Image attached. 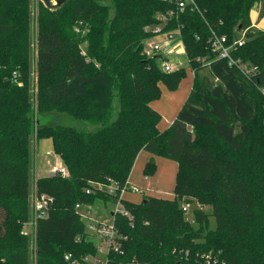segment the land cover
<instances>
[{"label": "trees", "instance_id": "trees-1", "mask_svg": "<svg viewBox=\"0 0 264 264\" xmlns=\"http://www.w3.org/2000/svg\"><path fill=\"white\" fill-rule=\"evenodd\" d=\"M195 2L176 15L170 0H66L53 8L40 0H0V264H31L33 246L35 264H69L67 254L96 253L76 205L116 203L141 151L154 155L147 176L156 171L155 157L178 162L174 196L124 198L133 225L115 215L128 238L125 254L112 257L134 264H264V29L251 17L256 4L264 14V0ZM157 25L182 35L194 71L186 101L164 129L152 102L161 84L176 90L187 71H164L159 55L145 52ZM213 32L229 43L244 33L232 57L257 66L252 76L219 57ZM207 83L222 85L223 93L214 96ZM53 112L97 128L42 124L40 117ZM42 138L52 139L69 175L36 179V192L54 201L32 240L25 230L31 143ZM193 203L189 218L184 206Z\"/></svg>", "mask_w": 264, "mask_h": 264}, {"label": "built area", "instance_id": "built-area-1", "mask_svg": "<svg viewBox=\"0 0 264 264\" xmlns=\"http://www.w3.org/2000/svg\"><path fill=\"white\" fill-rule=\"evenodd\" d=\"M174 2L176 6L175 12L178 15L179 12H183L187 7L191 9L195 8L196 2L195 0H170ZM171 13L174 11L171 10ZM165 19V16L162 17ZM154 32L156 36H163L162 39H156L149 41L146 39L144 43V50L148 55H159L160 64L164 71L170 72L176 69H180L184 67V63L181 59L175 58L174 60L171 58V55L174 54L176 57L180 55H185L187 58L188 64L190 63V59L187 56L185 43L182 38V35L179 32L165 30L163 25H157L154 28ZM244 33L242 36L232 43H229L228 36L226 34H218L213 32V36L211 37V46L212 49L218 53L220 58H227L230 65H237L244 74L248 77L252 76L256 70L257 66L248 64L245 62H241L232 57V50L236 48L238 45L244 43ZM178 38V40H177ZM177 40V42H174ZM201 60V58H198ZM204 60V59H203ZM193 71V70H192ZM194 72V71H193ZM264 90V89H263ZM47 154H51L50 151H47ZM55 157L57 160V165L54 167L50 174H62L63 176L69 175V170L66 165L63 163L61 157L55 153ZM147 177V176H146ZM118 187L116 185H111L108 188L109 194L115 195L117 193ZM128 191H133L136 193H141V189L136 186L130 184L128 181L125 186L120 189L119 198L116 203L112 204L111 218L108 220H101L94 216L92 212V206L90 204H81L78 203L76 205V209L82 218L86 222V231L87 238L89 235H93L99 237L101 240L100 244H95L97 251L96 253H90L83 256L81 259L72 258L71 254H67L65 259L69 264H134L135 260L124 261L122 259H116L114 256H111L113 253L115 256L125 254L124 243L127 240V235H125L120 226L117 224L115 220L116 214L124 215L130 218L131 225L132 223V215L130 210L127 209L123 203L124 195ZM54 198L47 193H37L36 190L31 194V216L30 220L25 224L26 228L30 227L31 232H26L35 237V230L37 222L40 218L46 217L49 213L51 205L53 203ZM184 211H188V206H184ZM80 240L81 237H78Z\"/></svg>", "mask_w": 264, "mask_h": 264}, {"label": "rangeland", "instance_id": "rangeland-1", "mask_svg": "<svg viewBox=\"0 0 264 264\" xmlns=\"http://www.w3.org/2000/svg\"><path fill=\"white\" fill-rule=\"evenodd\" d=\"M38 0H33V3L37 2ZM42 1V0H40ZM54 1V0H53ZM34 5V4H33ZM35 6V5H34ZM35 13H36V8H35ZM34 11H33V17L34 16ZM256 17V21H259V24L264 28V14L261 15H257L255 14ZM263 28H258V29H263ZM239 35L242 36V32L239 33ZM163 36H152L149 39V41L152 40H156V39H162ZM178 40V38H177ZM177 40H175L174 42H177ZM34 41V38H33ZM34 44V42H33ZM83 48L86 47V43H84ZM34 50V49H33ZM35 51H33V60L35 57ZM171 58L174 60L175 58H179L182 60V62L184 63V68H186L187 71V76H185L182 81L179 84V87L176 90H170L165 84H161V88H162V95L160 98L156 99L153 101L152 106L157 109L161 114H163V119L161 123V129L166 128L171 122L167 121L169 120L172 116L176 118V114L178 112V110L180 109V103H182L183 101H185L190 93V84H192L193 81V77H194V72L192 71L191 67L189 66L188 62H187V58L185 55H180V56H175L174 54L171 55ZM33 66V65H32ZM36 83H35V70H33L32 68V75H31V93L35 94L36 93ZM262 93L264 95V90H262ZM115 106H118V99L115 100ZM166 114V115H165ZM54 115V116H53ZM173 118V120L175 119ZM40 120L43 123H47L49 121H52L51 123H57L59 120H61L60 122L66 125H71L74 126L78 129L81 130H95L97 128L96 125H93L91 122H86V121H80L77 120L69 115H59L56 112H53L52 114H46V115H42L40 117ZM170 120V121H173ZM31 149H32V153H31V165H32V178H31V189L32 192L35 191V184H36V179L40 176H46L49 175L52 170L54 169V167L57 165V160L55 157V152H54V145H53V141L50 138H42L41 140H36L34 139L31 143ZM47 151H50L51 154H47ZM169 162H171L172 166V170H167L168 176L171 175V178L174 177L176 175L175 171V164L176 162L174 160H170ZM161 166V165H160ZM146 178V176H145ZM172 180V179H171ZM165 186H169L168 192H163V194H161L162 196H167V197H172L174 195V184L173 187L171 188V183H165L163 182ZM140 187V186H139ZM143 189V188H142ZM130 192V191H129ZM134 196V197H133ZM141 196H143V194L139 193V194H135L131 193V195L129 196L130 199H138L137 197L141 198ZM188 206V211H187V215L189 218L192 217V213H193V208L196 206L195 203L193 204H187ZM208 209V208H207ZM111 211H112V205L111 204H104L101 201L97 202L95 205L92 206V212L94 214V216H96L97 218L101 219V220H108L111 218ZM211 227H215L216 225V220L214 218V216H211ZM27 232H31V228L28 227L26 228ZM32 240L34 239L33 236L28 235ZM89 240H92L95 242V244H100L101 240L99 237L93 236V235H89L88 236ZM33 253L31 254V264H35V259H36V253L34 252V246L32 247Z\"/></svg>", "mask_w": 264, "mask_h": 264}, {"label": "crops", "instance_id": "crops-1", "mask_svg": "<svg viewBox=\"0 0 264 264\" xmlns=\"http://www.w3.org/2000/svg\"><path fill=\"white\" fill-rule=\"evenodd\" d=\"M260 13H261V15H263L262 10H261V6H260V4H256L252 10V13H251L253 26L256 28H263L259 24V21H256V17H255V14L260 15ZM35 40H36V38H35V34H34V42H35ZM32 65H33L32 66L33 70H35V68H36V58L35 57H34V60L32 62ZM192 83H193V81H192ZM190 88H192V84H190ZM190 91H191V89H190ZM185 101L180 103L181 104L180 109H181V107ZM180 109L178 110L176 116L178 115ZM162 116H163V114H162ZM173 118H175V117L172 116L167 121L172 123L173 121H170V120H173ZM161 123H163V122L161 121ZM161 123H160V126H161ZM153 156L154 155L148 151H141L139 153L137 159H136L133 170H132L131 175L129 177L130 184L136 185L138 187L140 186L139 188L141 189V194H143V196H141V198L137 197L138 199H130L129 196L131 195L132 191H130V192L128 191L124 195L125 199L138 202V201L142 200L146 195L162 196L161 194H163V192H168L167 188L169 187V186H165L163 182L168 183V184H170V182H173V183H171V188L173 187V184L175 187L176 175H175V178L174 177L171 178V175L168 176V173H167V170H172L171 167H173V166H172L171 162H169V161L173 160V159H169V158H165V157H155V159H156V171H155V173L152 175H149V176L145 175V173H144L145 166H146L147 162ZM175 162H176V164H175L176 169H175L174 173L175 172L177 173L178 162L177 161H175ZM145 176H147V177L145 178ZM173 191H174V189H173ZM133 193L136 194V192H133ZM137 194H139V193H137ZM163 197H167V196H163Z\"/></svg>", "mask_w": 264, "mask_h": 264}, {"label": "water", "instance_id": "water-1", "mask_svg": "<svg viewBox=\"0 0 264 264\" xmlns=\"http://www.w3.org/2000/svg\"><path fill=\"white\" fill-rule=\"evenodd\" d=\"M66 0H42L44 5L48 8H53L55 6H60L62 3H64ZM207 87L210 89L211 93L214 96H219L220 94L223 93L224 88L220 84H212V83H207Z\"/></svg>", "mask_w": 264, "mask_h": 264}]
</instances>
